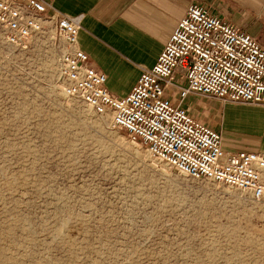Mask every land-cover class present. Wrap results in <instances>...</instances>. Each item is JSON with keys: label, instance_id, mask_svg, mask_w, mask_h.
Masks as SVG:
<instances>
[{"label": "rangeland", "instance_id": "rangeland-1", "mask_svg": "<svg viewBox=\"0 0 264 264\" xmlns=\"http://www.w3.org/2000/svg\"><path fill=\"white\" fill-rule=\"evenodd\" d=\"M49 26L26 49L0 38V264H264V204L178 174L69 98ZM186 106L226 151H264V106Z\"/></svg>", "mask_w": 264, "mask_h": 264}, {"label": "built area", "instance_id": "built-area-1", "mask_svg": "<svg viewBox=\"0 0 264 264\" xmlns=\"http://www.w3.org/2000/svg\"><path fill=\"white\" fill-rule=\"evenodd\" d=\"M83 16H67L46 0H0V38L26 49L47 22L68 50L60 58L67 96L193 180H206L264 204V151H226L220 131L194 118L191 97L264 106V45L200 5H190L156 62L143 68L122 98L78 46ZM49 26V27H50Z\"/></svg>", "mask_w": 264, "mask_h": 264}, {"label": "crops", "instance_id": "crops-1", "mask_svg": "<svg viewBox=\"0 0 264 264\" xmlns=\"http://www.w3.org/2000/svg\"><path fill=\"white\" fill-rule=\"evenodd\" d=\"M67 16H83L78 46L108 77L117 98L163 51L190 5H200L264 45V0H46Z\"/></svg>", "mask_w": 264, "mask_h": 264}, {"label": "bare ground", "instance_id": "bare-ground-1", "mask_svg": "<svg viewBox=\"0 0 264 264\" xmlns=\"http://www.w3.org/2000/svg\"><path fill=\"white\" fill-rule=\"evenodd\" d=\"M250 113V112H249ZM254 113V112H253ZM241 114V113H240Z\"/></svg>", "mask_w": 264, "mask_h": 264}]
</instances>
